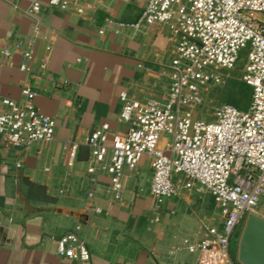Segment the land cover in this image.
<instances>
[{"label":"crops","instance_id":"1","mask_svg":"<svg viewBox=\"0 0 264 264\" xmlns=\"http://www.w3.org/2000/svg\"><path fill=\"white\" fill-rule=\"evenodd\" d=\"M145 2L90 0L84 16L42 3L32 38L30 0H0V53L9 52L0 55V100L20 101V90L31 87L35 109L54 121L49 143L12 147L0 136V264H81L55 252L57 239L75 226L90 255L86 264H195L182 242L200 240L204 227L220 228L211 196L184 189L180 175L172 179L176 195L156 205L145 158L132 171L123 168L119 193L109 190L104 169L86 172V136L102 123L109 132L128 127L118 119L120 93L139 103L166 93L174 43L164 28L97 33L104 19L134 22ZM15 44L30 48L31 75L18 70ZM66 139L77 144L71 167Z\"/></svg>","mask_w":264,"mask_h":264},{"label":"built area","instance_id":"2","mask_svg":"<svg viewBox=\"0 0 264 264\" xmlns=\"http://www.w3.org/2000/svg\"><path fill=\"white\" fill-rule=\"evenodd\" d=\"M42 3L84 16L90 0H30L25 14L34 21L32 38L38 35L36 16ZM104 25L98 35L105 28L120 34L161 26L174 51L163 99L139 103L120 93L118 119L127 124L126 131L109 132L108 124L102 123L86 136L90 157L86 172L104 169L109 190L119 193L123 168L132 171L145 158L151 170L148 194L156 205L176 195L172 179L182 176L184 189L196 186L211 196L221 218L219 229L204 227L203 237L184 240L183 249L196 254L195 264H238L229 257L230 237L249 215L264 220L258 208L264 197V0H146L134 22L104 19ZM13 49L22 56L18 70L31 75L30 48L15 44ZM242 49L246 56L240 80L251 89L247 110L222 104L212 109L210 122L194 117L192 109L200 104L201 91L225 81L222 70L234 67ZM0 55L8 57L9 52ZM20 95V101L0 100V136L12 147L51 142L54 121L35 109L37 92L25 86ZM62 149L71 167L77 144L66 139ZM78 230L75 226L59 237L55 252L86 264L90 255Z\"/></svg>","mask_w":264,"mask_h":264},{"label":"rangeland","instance_id":"3","mask_svg":"<svg viewBox=\"0 0 264 264\" xmlns=\"http://www.w3.org/2000/svg\"><path fill=\"white\" fill-rule=\"evenodd\" d=\"M246 49H242L238 53V60L231 70H222L227 78L223 83L217 86H206L201 91L200 104L192 109L194 117L201 118L206 122L212 120L213 108L222 104L231 105L237 110L246 111L250 101L251 89L248 86L242 85L240 76L242 74V66L245 61ZM258 208L264 212V197L261 198ZM243 225L233 233L229 240V251L233 253L235 263L237 261L238 240L242 231Z\"/></svg>","mask_w":264,"mask_h":264},{"label":"water","instance_id":"4","mask_svg":"<svg viewBox=\"0 0 264 264\" xmlns=\"http://www.w3.org/2000/svg\"><path fill=\"white\" fill-rule=\"evenodd\" d=\"M237 261L240 264H264V220L249 215L238 240Z\"/></svg>","mask_w":264,"mask_h":264},{"label":"trees","instance_id":"5","mask_svg":"<svg viewBox=\"0 0 264 264\" xmlns=\"http://www.w3.org/2000/svg\"><path fill=\"white\" fill-rule=\"evenodd\" d=\"M242 85H244V86H245V84H244V83H242ZM246 86H247V85H246ZM232 256H233V253H230V251H229V257H230L231 261L235 262Z\"/></svg>","mask_w":264,"mask_h":264}]
</instances>
